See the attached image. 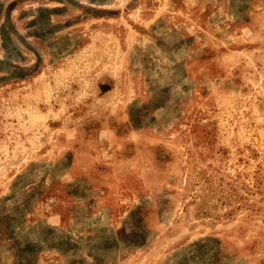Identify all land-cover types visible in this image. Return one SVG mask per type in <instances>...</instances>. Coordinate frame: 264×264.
<instances>
[{"label": "rangeland", "instance_id": "374dc122", "mask_svg": "<svg viewBox=\"0 0 264 264\" xmlns=\"http://www.w3.org/2000/svg\"><path fill=\"white\" fill-rule=\"evenodd\" d=\"M0 264H264V0H0Z\"/></svg>", "mask_w": 264, "mask_h": 264}]
</instances>
